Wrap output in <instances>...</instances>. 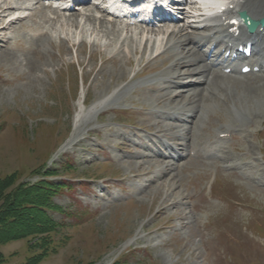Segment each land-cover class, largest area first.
Masks as SVG:
<instances>
[{"label":"rangeland","instance_id":"obj_1","mask_svg":"<svg viewBox=\"0 0 264 264\" xmlns=\"http://www.w3.org/2000/svg\"><path fill=\"white\" fill-rule=\"evenodd\" d=\"M14 10H9L5 21ZM39 12L0 37V50L10 51L7 58L0 54V180L15 176L9 191L44 177L63 184L51 195L52 203L61 210L48 211L62 227L51 234L37 229L38 233L0 240V254L5 259L0 264H32L45 250L49 253L35 264H264V188L253 180L264 182L257 173L264 168V125L258 122L253 129L259 131L257 137L251 135L239 143L255 152L245 159L254 165L240 167L249 177L231 175V169L216 170L214 161L201 159L192 150L189 156L176 160L173 172L155 174V181L148 184L153 175L145 170L151 164L134 154L141 153L138 144L149 141L154 126L168 119L150 113L152 106L163 103L156 101V105L149 99L158 95L157 88L135 89L149 75H158L147 65L157 59L151 60L154 53L148 58L150 49L146 55L136 54L130 40L122 44L125 34L137 37L145 28L126 31L123 23L111 20L110 26L122 29L117 47L95 48L85 43L79 48L62 40L61 46L46 43L45 49L35 54L29 47L41 41L42 36L36 40L37 33L48 31L47 25L56 22H47L44 30ZM189 18V14L182 17L176 25L182 26ZM61 23L55 24L53 35H65L66 26ZM164 36L160 34L159 41ZM5 37L9 40L1 41ZM74 39L79 41V36ZM161 59L156 65L172 63ZM230 81L236 85L243 82ZM127 83L132 88L112 100L114 90ZM253 86L264 90V82ZM257 91L261 94L254 100L264 102V91ZM109 97L107 109L93 116V105H103ZM216 99L210 96L201 102L209 110L204 122L208 125L204 131L194 130L196 138L206 139L214 126L226 124L234 116L232 109L221 99L217 104ZM199 108L202 111V105ZM159 135L165 137L163 132ZM230 139L227 154L242 164L246 155L240 148L235 150L236 142ZM149 143L151 149L166 152V145ZM45 171L53 174L45 176ZM172 176L177 184L166 195L162 189L168 184L164 181ZM180 195L183 201L172 204ZM50 235L59 242L55 248L39 241L50 239Z\"/></svg>","mask_w":264,"mask_h":264},{"label":"bare ground","instance_id":"obj_2","mask_svg":"<svg viewBox=\"0 0 264 264\" xmlns=\"http://www.w3.org/2000/svg\"><path fill=\"white\" fill-rule=\"evenodd\" d=\"M26 1L27 0H0V37H3L4 31L12 28L14 29L16 23H19L28 17L32 18L36 15L37 10H40L41 12L39 13H42L41 15L44 19L42 25L45 27V29L43 28L44 30H46L47 22H56H50L51 24L47 25L48 31L37 33L36 40L40 39L42 36L41 41H35L34 39V47H29L35 54H38V51L45 49L46 43L51 47H56L57 45L61 46L60 42L62 40H66L68 45L71 46L78 45L79 48H82L85 43H89L95 48L104 46L107 49L113 46L117 47L119 41L122 40L123 34L121 29L118 28L117 25L115 26V24L110 26V23H108L111 19L116 22L121 20L111 18L108 13L98 5L83 1L81 2V5H78L82 6V9L76 11L75 9H58L51 5H44L40 0L30 6ZM182 1L185 4L179 6L176 5L177 8L180 7L182 9L181 11L184 16L191 14L192 16H190L194 18L195 15H193L192 12L198 11L196 5L197 2L192 0ZM226 4L229 9L225 12L219 13L218 17L214 18L213 24L216 23V25H210L209 22L200 18L186 22L180 27L173 26L169 30H164L161 27L148 28L146 30L148 32L147 34H141L137 37L128 35L129 32L127 35L125 34V37L122 40V44L125 40L133 42L136 54H141L142 56L143 54L146 55L150 49L151 52L148 58H151L154 53V57L151 58V60L157 59L156 62L153 64L147 62V65L149 68H155L156 70L154 72L158 75L156 77H154V74L149 75L143 81L138 82L140 85L135 91L139 89L143 90L147 88V86L157 88L159 91V93L156 91L158 95L156 97L151 96L148 98L156 105H158L156 101H163V103L158 105L159 107L152 106L150 113L156 117L159 116V119L161 117H166V119H168V122L166 120H160L158 122L160 126H154V132H152V136L149 138V141H151L153 145H155L156 141L166 145V152H162L161 148L153 150L151 149L152 145L149 141H144L138 144L139 147L143 148L140 152L144 155L139 152L134 154L136 156L139 154L140 157L144 156L147 163L151 164L148 165L150 167L145 170V172L153 175V177H150L148 184L154 180L155 174L160 176L161 174L165 175V173L169 174L171 171L173 172V169H175L174 166L177 163L176 160L189 156L188 151L192 150L196 151V154L198 157H201V159L202 157H206L210 161H214L216 170H221V168L231 169V175L234 174L236 176L243 175L249 177V174L245 171H241L240 167L243 164L245 166H253V162H246L245 159L249 158V156H253L255 152H253L249 146H239V143L245 142L251 135L257 137L259 131L253 129H255L258 122L264 125V120L261 122L257 121L258 117L261 119L264 118V113H262L264 112V102H261V99H258L257 101L254 100V98L261 94V92L257 90H264L260 87L256 89L257 87L253 86L255 82H264V64H262V69L251 71L250 73H242L241 68L250 63L254 66V64L258 62V57L261 58L262 63L264 62V27L260 26L254 34L241 29L239 34L235 35L230 31L232 24H230L228 20L240 10L245 11L254 19L262 18L264 16V0H226ZM14 8L17 9L14 10L15 13H13V15L10 14L8 17L9 19L5 21L4 17L7 13L9 14V10ZM34 9L36 10L34 11ZM30 10L34 12L31 13ZM96 10L101 12V15L95 14ZM199 16H203V14L199 13ZM62 19L66 20L63 21ZM61 21L63 23H61ZM57 22L66 26L63 30L65 34L64 36L60 33L57 35L52 34V29L54 30V26ZM124 24L126 30L131 31L132 28L127 26L126 23ZM87 25L90 26L89 29L86 28ZM72 28H74V30H72ZM19 29H21V27ZM161 33H164L165 36L159 41L158 36ZM38 34H40L39 37ZM111 35L115 38L111 39ZM76 36H79V41L74 39ZM6 37L5 40L1 41H8L9 38ZM247 43L252 44V58H249L246 61L239 59L234 60L232 66L235 70L227 73L225 69L230 65L223 64L224 54L228 50L235 51L232 50L233 45L237 48L242 45L246 47ZM5 46L6 43L3 44L2 47ZM202 46H207L206 51H202ZM222 46H224V49H222ZM119 48H121V46ZM8 51L2 48L0 54L7 58L10 54V51ZM117 53H120V51H117ZM115 56L117 55H114L112 58ZM127 57L128 56H125L124 58ZM161 58H164L165 60L170 59L172 60V63L169 66H161L160 64L156 65L159 60H163ZM140 70L136 73H139ZM134 75L135 73L133 76ZM229 78L236 80L237 82H243L236 85L231 83ZM244 81L250 82L245 83ZM148 82L151 84H148ZM130 88L132 87H128V83L120 85L114 90L112 100H117L123 95V93H127ZM152 90L155 91V89ZM186 92L190 95L186 96ZM104 95L105 93L102 92L100 97L104 98ZM181 95H183L182 98H175ZM210 96L221 99L222 103H225L235 114L226 122V124L220 123L221 125L214 126L211 133L209 132L208 134H205L207 135L206 139L202 136L201 138H196L194 130L201 128V130L204 131L207 128L208 124L205 125L204 122L209 116L207 114L209 110L206 109L207 107L201 102H203L204 99H209ZM219 99H216L217 104L221 103ZM106 100L109 102L105 101L103 105L102 103L101 105H93V110H91L94 112L93 116L107 109L109 104H111V98L109 97ZM253 101L256 103L255 106ZM200 105H202V111L199 108ZM249 113L252 114L251 117L249 116ZM186 121H191L193 126L189 127ZM250 122L251 125H249ZM263 130L264 129L261 131L264 132ZM162 132L165 134L164 138L159 135ZM132 133L133 132H130V134ZM237 133H240V135ZM228 135L236 142V144L233 145L234 149L237 150V148H240L239 152L246 155V157L243 158L244 161L242 164L231 160L227 154ZM180 140L184 141L181 143ZM175 144H180L181 148ZM148 149H151V151L147 153ZM221 151L223 152L222 154H220ZM162 165H167L168 167H163ZM257 173L260 177L264 178V168L258 169ZM172 178L173 176L164 181L165 185L168 184V187L164 186L163 188L165 189H162L166 195H168L171 191L170 189L174 188L177 184L174 180L175 178ZM253 180L257 182L260 188H264V182L262 180H255V178ZM179 198L180 199L177 201L174 200L172 204L175 205L176 203L178 204L180 201H183L181 195ZM201 209H204V207L201 206ZM203 227H201L202 230L204 229Z\"/></svg>","mask_w":264,"mask_h":264},{"label":"trees","instance_id":"obj_3","mask_svg":"<svg viewBox=\"0 0 264 264\" xmlns=\"http://www.w3.org/2000/svg\"><path fill=\"white\" fill-rule=\"evenodd\" d=\"M51 171H45L43 175H51ZM15 176L11 175L0 180V240L8 241L24 237L30 233H38V230L44 232H57L58 227H62L50 214V210H61L51 201V195L55 194L60 183L50 180L48 177L40 179L37 183L21 184L17 189L9 191L13 185ZM45 225V228H44ZM49 236L50 239L43 238L41 245L47 248H55L59 242ZM58 242L57 244L55 242ZM62 243V242H60ZM50 244H55L50 247ZM49 253L48 250L41 252L36 260H41ZM5 259L0 254V262ZM35 261L32 264L36 263Z\"/></svg>","mask_w":264,"mask_h":264},{"label":"water","instance_id":"obj_4","mask_svg":"<svg viewBox=\"0 0 264 264\" xmlns=\"http://www.w3.org/2000/svg\"><path fill=\"white\" fill-rule=\"evenodd\" d=\"M262 23L264 24V20L262 21Z\"/></svg>","mask_w":264,"mask_h":264}]
</instances>
